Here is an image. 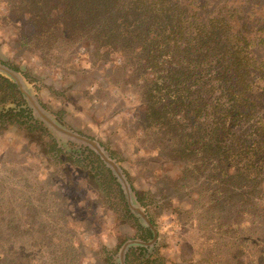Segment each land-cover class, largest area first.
Here are the masks:
<instances>
[{
  "label": "trees",
  "instance_id": "16d2710c",
  "mask_svg": "<svg viewBox=\"0 0 264 264\" xmlns=\"http://www.w3.org/2000/svg\"><path fill=\"white\" fill-rule=\"evenodd\" d=\"M0 14L18 55L50 61L60 43L85 44L94 65L128 67L143 107L136 135L182 165L159 180L163 200L180 214L184 195L205 197L220 228L260 245L240 263L264 264V0H0ZM34 81L0 66V126L23 128L45 149L55 137L34 116L52 132L57 119L25 90ZM122 252L103 248L96 264H125ZM0 264L20 263L0 248Z\"/></svg>",
  "mask_w": 264,
  "mask_h": 264
},
{
  "label": "rangeland",
  "instance_id": "374dc122",
  "mask_svg": "<svg viewBox=\"0 0 264 264\" xmlns=\"http://www.w3.org/2000/svg\"><path fill=\"white\" fill-rule=\"evenodd\" d=\"M2 23L0 14V65L35 80L25 90L72 136L34 116L55 137L44 149L23 128L0 126L3 251L20 264H96L103 248L114 257L123 249L125 264H241L243 255H260L251 232L220 228L205 197L184 195L180 214L163 200L159 180L182 165L149 152L150 134L136 135L143 107L128 67L94 65L85 44L60 43L50 61L18 55L14 28Z\"/></svg>",
  "mask_w": 264,
  "mask_h": 264
},
{
  "label": "flooded vegetation",
  "instance_id": "af4514ba",
  "mask_svg": "<svg viewBox=\"0 0 264 264\" xmlns=\"http://www.w3.org/2000/svg\"><path fill=\"white\" fill-rule=\"evenodd\" d=\"M1 66V65H0ZM3 67V66H2ZM126 244H128L129 245V242H127ZM124 248V247H123Z\"/></svg>",
  "mask_w": 264,
  "mask_h": 264
}]
</instances>
